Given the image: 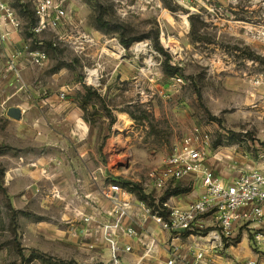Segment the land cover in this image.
I'll use <instances>...</instances> for the list:
<instances>
[{"label":"rangeland","instance_id":"obj_1","mask_svg":"<svg viewBox=\"0 0 264 264\" xmlns=\"http://www.w3.org/2000/svg\"><path fill=\"white\" fill-rule=\"evenodd\" d=\"M55 3L66 16L41 32L34 5H23L20 60L0 48V264H114L80 232L101 187L122 184L132 205L125 217L143 235L136 207L144 201L165 214L162 202L188 188L182 180L159 190L155 178L196 128L209 134L219 177L258 163L264 0ZM35 52L45 53L42 64ZM35 71L49 80L32 81ZM242 237L264 264V246L258 252L247 228Z\"/></svg>","mask_w":264,"mask_h":264},{"label":"built area","instance_id":"obj_2","mask_svg":"<svg viewBox=\"0 0 264 264\" xmlns=\"http://www.w3.org/2000/svg\"><path fill=\"white\" fill-rule=\"evenodd\" d=\"M32 1L39 17L38 24L34 27L36 32L52 29L66 16L65 10L57 5L55 0ZM0 9L6 10L10 21L19 27V22L1 1ZM31 55L32 62L38 64H42L45 59L43 52ZM260 81L257 78L255 84H259ZM64 96L65 92L62 91L60 97ZM209 144V134L196 128L192 135L186 136L168 154L163 168L155 178L156 188L163 190L167 185H173L183 177L193 174L201 181L203 187L197 199L185 207L164 201L161 209L166 211L165 214L144 201L136 207L135 215H146L163 230L172 234L187 233L205 239L207 246L199 245L198 242L191 246L189 261L181 258L175 249L167 264H209L205 261L207 253L225 252L229 245L236 242L240 228H247L250 231L252 241L258 248L264 246V151L261 148L257 149L258 163L255 167L242 166L232 180L226 181L209 166V154L206 151ZM93 179L97 182L95 175ZM111 181L100 189L101 197L109 202L108 207L101 208V214L111 217L113 221L103 223L100 229L104 241L108 244L110 259L114 264H120V253L130 247H121L117 239L118 234L125 232L136 235L137 232L132 225H123L122 220L132 205L129 200L122 198V185L117 181ZM82 220L89 224L93 217L84 215ZM260 248L258 252L262 251ZM242 264H257V257L246 259Z\"/></svg>","mask_w":264,"mask_h":264},{"label":"crops","instance_id":"obj_3","mask_svg":"<svg viewBox=\"0 0 264 264\" xmlns=\"http://www.w3.org/2000/svg\"><path fill=\"white\" fill-rule=\"evenodd\" d=\"M0 1L8 8V10L12 12L13 17L19 22V25L20 20L18 18L21 16L20 14L22 12L21 9L23 5L31 7L32 4L34 5L32 0ZM33 8V12H35V5ZM23 46H25V40L22 31L18 26H15L10 21V19L7 17L6 10L0 9V48L3 49V55L5 57H11L12 55H15L16 59L20 60L22 54H20L21 52L19 50H21ZM48 77L49 75L46 74L44 76V74L40 71H35L33 74H31L32 81L38 80L41 81V84H44L43 82L49 80ZM37 91L39 92L40 90ZM50 95L51 94L48 95L46 101H51L50 99L52 96ZM53 107H56V105H53ZM59 107L61 106L59 105ZM247 155L248 154L245 152V157H247ZM256 165L257 164L249 166L255 167ZM230 174L232 175L231 171L228 172V178H224V180L230 181L235 177H230ZM182 180L188 184V188H183L184 191L180 192L177 196L172 197L170 200L172 204L178 207L187 206L191 201L197 199L203 191L201 181L197 179L195 175H187L180 181ZM84 188L85 189L83 190V193H90L92 196L95 193V190H90L88 187ZM94 195L96 197L95 198L93 196L94 204L88 205L86 208V212L93 217V220L88 224L84 222L82 218H79V226H81L80 232L86 235L85 237H88L89 240H93L95 245L105 249L107 254H109L108 244L104 241L100 229V226L103 223L113 221L111 217L101 214V208L108 207L109 202L103 199L101 195ZM138 216L142 219V221H146V227L148 228V231H146V233L143 235H130L125 232H120L118 234L117 239L121 247H130V249L123 250L120 253V264H122V261H124L125 264H167L168 259L171 258V255L175 249L181 258L189 261L191 259L189 250L195 242L200 243L199 245L207 246L205 239L189 235L187 233L172 234L169 231L163 230L157 223L150 220L148 217H145L144 214H139ZM135 221L137 220H134V218H130V220H128V217H125L122 220L124 226L132 225L135 229H137V226L139 225H137ZM246 244H248V239L246 237H242V239L238 241L236 240L234 244L229 245L225 252H222V254L208 252L205 261L209 264L217 262L224 264H236L241 260L242 257H249V259H251L254 257L253 255H255V257L258 259L260 257L259 254H254L251 249H246Z\"/></svg>","mask_w":264,"mask_h":264},{"label":"trees","instance_id":"obj_4","mask_svg":"<svg viewBox=\"0 0 264 264\" xmlns=\"http://www.w3.org/2000/svg\"><path fill=\"white\" fill-rule=\"evenodd\" d=\"M117 182H118V181H117ZM119 183H120V182H119ZM120 184H121V183H120ZM121 185H122V184H121ZM176 187H177V186H175L174 188H176ZM182 191H184L183 188H179V187H178V188H176V190L174 191V193L177 194V193H180V192H182Z\"/></svg>","mask_w":264,"mask_h":264},{"label":"water","instance_id":"obj_5","mask_svg":"<svg viewBox=\"0 0 264 264\" xmlns=\"http://www.w3.org/2000/svg\"><path fill=\"white\" fill-rule=\"evenodd\" d=\"M12 111H13V110L11 109L10 112H12ZM17 111H19V110H17Z\"/></svg>","mask_w":264,"mask_h":264},{"label":"bare ground","instance_id":"obj_6","mask_svg":"<svg viewBox=\"0 0 264 264\" xmlns=\"http://www.w3.org/2000/svg\"><path fill=\"white\" fill-rule=\"evenodd\" d=\"M92 72V71H91ZM94 72V71H93Z\"/></svg>","mask_w":264,"mask_h":264}]
</instances>
